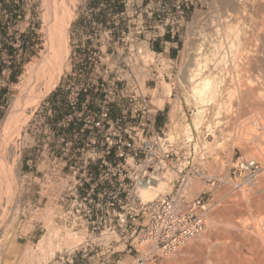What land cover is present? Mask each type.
I'll list each match as a JSON object with an SVG mask.
<instances>
[{"label":"built area","instance_id":"2783aa9c","mask_svg":"<svg viewBox=\"0 0 264 264\" xmlns=\"http://www.w3.org/2000/svg\"><path fill=\"white\" fill-rule=\"evenodd\" d=\"M110 1L85 3L91 5L86 13L93 33L86 38L92 42L74 46L72 63L58 85L60 117L44 125L47 136L33 144L25 160L35 183V197L27 199L26 205L37 210L44 201L42 208L49 204L56 222L83 234L80 243L55 250L44 264H153L203 230L204 217L217 202L211 195L214 188L227 186L237 192L255 184L261 170L255 158L238 155L225 174L208 175L193 166L195 148H190V139L178 134L169 140L168 112L167 120L160 119L166 104L157 107L161 94L160 89L154 90L161 76L171 84L172 95L176 66L159 64L163 53L155 51L153 43H161L166 35L177 39L190 0H149L140 14L145 15L138 31L144 33L140 42L130 38L125 0L115 14L108 8ZM116 17L126 21L120 31L116 22L108 26ZM19 36L13 43L4 40L11 46L7 56L11 61L22 52ZM118 41L127 53L134 43H142L137 51L146 57L152 53V60L109 64ZM78 49L88 54L77 59ZM52 105L46 104L44 119L55 113ZM192 178L202 179L209 188L190 198ZM159 179L166 180L167 190L152 200L142 198L140 188ZM24 207L18 226L27 218ZM36 225L43 227L41 222Z\"/></svg>","mask_w":264,"mask_h":264},{"label":"rangeland","instance_id":"374dc122","mask_svg":"<svg viewBox=\"0 0 264 264\" xmlns=\"http://www.w3.org/2000/svg\"><path fill=\"white\" fill-rule=\"evenodd\" d=\"M111 1V5L108 6V8L115 14L121 10L123 3H121V0ZM164 1L168 2V0ZM180 1L185 2V0ZM219 1L220 0H190L189 7L184 9L182 14L183 17L180 19L177 33L178 52L176 53V56H174L172 61H169L167 55L162 54L163 58L159 60V64H175L176 72L172 79L174 82V89L172 90L171 98L182 100L183 106L182 112L175 117L174 123H171L170 120L171 131L169 133L174 136H177L178 134L183 136L185 135L182 129L183 126L186 124L190 125V148H192V146L195 148L193 166L196 165L205 169L206 173L211 176L225 174L231 161L238 155L255 158L259 164L261 163V170L264 159V64H259V67L261 68L259 69L258 67V69L261 71H257V69V72H255L256 76H253V80L255 81L254 90L256 91L249 100L251 108L249 107L245 110H240L242 116L240 111L236 109L235 102L237 100L233 98L229 102V105H232L228 109L229 115L227 112H221L222 115H216L218 119H216L217 117L215 116L214 119L218 120L220 123V126L216 129L210 128L207 130L204 125H202L199 130H196L192 125L195 112L194 105H186L183 101V97H181L182 89L178 86L177 77L183 65L182 61H184L183 59L186 51L184 48H186L187 42L192 41L193 35L191 34L198 26L196 24L201 20L203 21L204 19L202 18H204V16L215 13V11L220 9ZM86 2L87 0H73L72 3L73 17L68 29V64L72 63V53L76 44L80 45L83 42L85 45H89L92 42L89 38H86V36L93 33V30L88 23V13H86V8L91 7V5L86 6ZM148 2L149 0H125V14L126 19L130 20L129 29L132 42H138L143 39L144 33H138V31L141 30L140 22L145 19V15L140 14L144 9L145 4ZM55 5L57 9L60 8L58 0L55 2ZM14 9L17 11L15 14L13 13ZM46 11L47 8L43 5V0H0V126L2 119L15 99L16 88L23 81L26 70L40 58L45 49L46 30L43 16ZM99 15L100 17L102 16L101 18L104 17L103 13H100ZM196 15H198V20H201L197 21ZM154 17L155 15H153V18ZM257 20L260 21V18ZM113 22H116L117 25L115 26ZM125 25V20L123 21L116 17L111 20V24L108 26H115L116 30L120 31ZM17 34L20 35L18 40L21 42L20 47L22 52L17 60L11 61L7 56L12 53V49L8 43L4 42V40L7 39L8 42L13 43L16 40L15 36H17ZM118 36L119 34L115 33V41H117ZM121 47L122 42L118 41L116 44L117 50L112 53L109 64H143L144 60H146L142 58L143 54L137 51L142 47V43H134V49L130 51V53H127L126 50L122 51ZM86 54H88L86 50L81 51L78 49L76 51V55L79 56L77 59H81V57L86 56ZM151 55L152 53H147L150 60H152L151 57H153ZM3 59L5 62H3ZM8 61H11V63L8 64ZM152 64L156 63L153 62ZM7 68L12 69L11 73L8 74L6 72L3 74L1 71L3 69L6 70ZM257 76L258 78H256ZM59 82L36 106L28 107L25 111V115L16 120L12 125L14 153L15 156H19V159L17 161L15 156L14 158L12 157L13 161L8 159L9 164L12 166V174L15 179L9 182L6 180H0V204L8 214L7 218H3L2 211L0 210V264H44L46 258L57 250L55 249L52 253L46 254L47 257H41L42 254L40 248L37 246L40 242V238L46 232L44 220L41 219L40 216L45 215V212L49 208H52L49 204L42 208L44 201H41L39 204L40 208L37 210H34L31 205H26L27 199L35 197H32L35 190V183L30 181L31 170L25 165V160L32 151L33 144H38V142H41L47 136L44 130V125L48 122L56 123L60 117L59 108L57 107ZM224 100L226 99L224 98ZM48 102H50V104L54 103L52 108L55 109V113H53L51 118L46 117V119H44L47 111L46 104ZM165 104V110L161 113L160 118L162 122L167 120L166 113L171 106L169 101H166ZM236 111L240 113V116L242 117L241 120L245 117L242 122L239 119L240 116H237L238 113H236ZM243 111L246 112L245 116V112ZM223 113L227 115H223ZM237 117L240 122L234 123L235 121L237 122ZM161 121L159 120L158 122L160 123ZM180 121H182V123ZM258 126L261 127V129H259ZM260 135L261 137H259ZM195 179L200 182V190L205 187L207 189L209 188V185L202 179L192 178V180ZM192 180H190V182ZM257 180L260 182L259 177H257ZM256 182L255 185L253 184L250 187H244L241 189L242 191L238 190L237 192H230L227 186L217 189L214 188L212 190L211 195L213 196V200L217 202L210 208L211 210L209 209L207 214L212 216L215 215L217 223L211 228L207 227L205 232L208 236V240L203 241L200 246H196L193 249L194 251L190 258H186L184 263L188 260L186 264H224L226 261L230 262L231 259H233V261L239 259L237 260L238 264H246L243 262L248 261L250 264H258V262L264 264L263 243L260 242L259 239V241L257 240L256 233L254 232L251 233V235L256 236V241H254L255 239L253 240L256 244L254 242L251 243L253 236L251 238V235H249L250 229L252 228L251 225L256 223L258 217H263L264 215V202H260L263 204L262 208H260L262 209V212H260L258 208L261 207V204L259 206L257 204L259 200L256 201V199L264 194V191L261 193V190L257 192V190H259L258 188L262 189V187L258 184V181ZM197 194L198 193H196L195 196ZM195 196L190 195V198ZM263 198L261 199L262 201H264ZM213 200H208V202L213 204ZM23 206H25L24 208H27V218L21 223V226H18L17 220H19V213ZM53 215L52 210L50 221L47 225L58 227V237H62L65 233V229L67 230L68 228L56 222L53 219ZM248 220H250L251 223L253 220L254 222L251 224ZM38 222H41L43 227H38L36 225ZM253 228L251 231L254 230ZM77 234L81 235L83 238L81 232ZM244 234L248 235L245 236ZM256 245H259L260 247L263 246V248L256 247ZM25 246H30L32 249L34 253L32 255V260H26V257L24 256L23 251ZM183 246H186V244ZM241 258L246 259L243 260ZM165 260L166 255L157 259L155 264H161V262H164Z\"/></svg>","mask_w":264,"mask_h":264},{"label":"bare ground","instance_id":"6f19581e","mask_svg":"<svg viewBox=\"0 0 264 264\" xmlns=\"http://www.w3.org/2000/svg\"><path fill=\"white\" fill-rule=\"evenodd\" d=\"M56 1L57 0H43V5L47 8L43 16L46 30L45 49L40 58L26 70L23 81L16 88L15 99L1 122L0 180L9 182L15 179L12 174V166L8 162V159L12 160V157L14 158L15 156L12 131L13 123L25 115V111L28 107L36 106L48 95L59 82L63 72L68 69V29L73 17V0H58L60 4L59 9H57L55 5ZM219 3V10L204 16V18L201 17L204 20L202 21L199 19L201 23L199 22L196 24L198 26L191 34L193 35L192 41L187 42L186 48L183 47L186 51L184 59L182 58L184 60L182 61L183 65L181 63L182 67L177 77L178 86L182 89L181 97H183V101L186 105H194L195 112L192 125L196 130H199L202 125H204L207 130L219 127V121L214 118L218 114L219 116L220 114L222 115L221 112H227L229 115L228 109L232 106L229 105V102L233 98L237 100H235V105L238 111L249 108L251 106L249 100L256 91L254 90L255 81L253 80V76L255 72L261 71L259 70L261 68L259 64H264V0H220ZM197 16L198 15H196V17ZM257 16L260 18V21L257 20ZM199 20L197 17V21ZM147 57L143 54L142 58L145 59ZM256 78H258V76ZM159 89L161 97L155 101L156 105L158 108H163L165 102L169 101L171 106L168 109V116L171 123H174L175 117L182 112V100L171 98V84L161 76H159L158 85L154 92ZM224 98L226 100H224ZM238 111H236V113H238ZM240 113L242 115L241 111ZM240 113L237 114L238 117ZM227 114L223 113V115ZM245 115L246 112L244 116ZM238 117L236 119H238ZM241 118L240 116L239 119L241 120ZM216 119H218V117ZM244 119L245 117L242 120ZM238 120L237 122L234 120V123L240 122V120ZM180 122L182 123V121ZM258 128L261 129L259 126ZM182 129L186 138L191 139L190 125L186 124ZM259 137H261V135ZM168 138L172 140V135L170 133H168ZM15 158L18 161L19 156L17 155ZM261 171L258 176L260 182L257 180L259 182L258 184L262 187V189L258 188L259 190H257V192L261 190L260 193L264 191V159ZM195 180H192L189 184L187 191L189 196H195L200 190V182ZM166 190V180L159 179L156 182L150 183L149 186L141 187L139 193L145 200H152L157 193L165 192ZM262 196L264 197V194ZM262 196L259 198L257 196L258 199H256V201L259 200L257 204L259 206L261 204V207L256 205L259 207L257 208L260 212H262L260 208L263 206L260 202H264L261 200L263 198ZM0 210L2 211L3 218H7L8 214L1 204ZM51 213L52 209L49 208L45 212V215L40 216V218L44 220L46 229V232L42 235L39 240L40 242L37 244L42 254L41 257L52 253L55 249L73 247L82 240L81 235H78L76 232H71L69 229H65L64 235L58 237V227L47 225L50 221ZM260 214L263 215L264 213ZM215 218V215L206 214L203 220L205 224L203 230L190 237L185 243L186 246H179L168 253L166 255V260L161 262V264H183L186 258H190L196 246H200L203 241L208 240L205 231L207 227L211 228L215 226V223H217ZM256 220L255 226L252 224L254 220L252 223L248 220L252 224H250L252 228L254 226V230L252 231V228H249V235L254 232L257 236L251 235V238L253 236L251 243L256 241V237L264 246V215L263 217H258ZM263 246L261 247L263 248ZM256 247L260 246L256 245ZM23 254L26 260H32V255L34 253L30 246H25ZM241 259L245 260L246 258ZM231 260L230 262L226 261L227 263L224 262V264H238L237 260L239 259L236 261H233V259ZM243 263L250 264L249 261ZM258 264L262 263L258 262Z\"/></svg>","mask_w":264,"mask_h":264},{"label":"crops","instance_id":"0c3cea01","mask_svg":"<svg viewBox=\"0 0 264 264\" xmlns=\"http://www.w3.org/2000/svg\"><path fill=\"white\" fill-rule=\"evenodd\" d=\"M162 42H156L153 43V49L157 52H162L163 54L167 55L168 58L173 59L174 56H176V53L178 52V39H170L168 35L164 36L161 40ZM9 70V73H11L12 69L7 68ZM3 69L1 72L3 74L6 73ZM16 73V72H15ZM161 124V123H159Z\"/></svg>","mask_w":264,"mask_h":264}]
</instances>
